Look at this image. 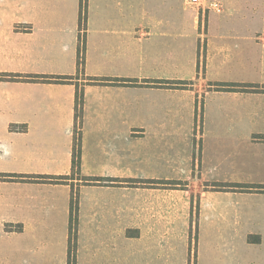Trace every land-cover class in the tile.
Listing matches in <instances>:
<instances>
[{"label": "crops", "instance_id": "0c3cea01", "mask_svg": "<svg viewBox=\"0 0 264 264\" xmlns=\"http://www.w3.org/2000/svg\"><path fill=\"white\" fill-rule=\"evenodd\" d=\"M194 233L264 264V0H0V264H186Z\"/></svg>", "mask_w": 264, "mask_h": 264}, {"label": "trees", "instance_id": "16d2710c", "mask_svg": "<svg viewBox=\"0 0 264 264\" xmlns=\"http://www.w3.org/2000/svg\"><path fill=\"white\" fill-rule=\"evenodd\" d=\"M58 79H64V77H57ZM68 78V77H67ZM66 78V79H67ZM227 90H236L235 85H228ZM79 100H78V111L81 110L82 104H83V95H79ZM78 132V130H77ZM81 168V140L80 136L76 133V139L74 143V154H73V172L79 173ZM67 178L65 177H60V178H54L53 181H65ZM92 182H99L102 185H111L113 182L112 180L109 179H89ZM229 187H236L235 185H230ZM75 262V251H73L70 248V264H74Z\"/></svg>", "mask_w": 264, "mask_h": 264}, {"label": "rangeland", "instance_id": "374dc122", "mask_svg": "<svg viewBox=\"0 0 264 264\" xmlns=\"http://www.w3.org/2000/svg\"><path fill=\"white\" fill-rule=\"evenodd\" d=\"M195 131H197V135H201L202 133V130L203 132H205V128L203 127V123L202 122H199L197 127L194 128ZM197 150L196 151V159H197V162H200L202 157H201V151H200V140L197 141ZM178 149V148H177ZM208 156H205V158L207 159ZM200 164V163H199ZM211 183L215 182L214 180H212L213 176L211 175H207L206 177ZM196 233H194V237H193V243H190L189 247H188V251H187V256H186V264H195L196 263V258H197V255H196V252L198 251V246H197V240H196ZM186 255V254H185ZM178 256L174 255L172 253V260H174V263L175 264H182L181 262H179L177 260ZM182 259V257L179 258V260Z\"/></svg>", "mask_w": 264, "mask_h": 264}, {"label": "built area", "instance_id": "2783aa9c", "mask_svg": "<svg viewBox=\"0 0 264 264\" xmlns=\"http://www.w3.org/2000/svg\"><path fill=\"white\" fill-rule=\"evenodd\" d=\"M201 0H189V3L192 6H199L200 5ZM219 5L215 4V8H218Z\"/></svg>", "mask_w": 264, "mask_h": 264}]
</instances>
